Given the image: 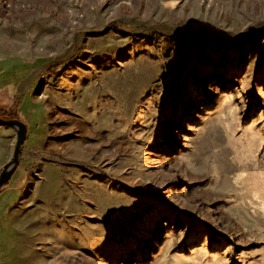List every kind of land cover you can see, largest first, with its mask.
Listing matches in <instances>:
<instances>
[{
    "label": "rangeland",
    "instance_id": "rangeland-1",
    "mask_svg": "<svg viewBox=\"0 0 264 264\" xmlns=\"http://www.w3.org/2000/svg\"><path fill=\"white\" fill-rule=\"evenodd\" d=\"M0 111V264H264V0H0Z\"/></svg>",
    "mask_w": 264,
    "mask_h": 264
},
{
    "label": "water",
    "instance_id": "water-1",
    "mask_svg": "<svg viewBox=\"0 0 264 264\" xmlns=\"http://www.w3.org/2000/svg\"><path fill=\"white\" fill-rule=\"evenodd\" d=\"M0 123L12 126L16 129V136L12 151V157L9 160L8 164L3 167L0 173V188H1V186L11 178L19 163L20 149L26 138L27 127L23 121L16 118L5 119L0 117Z\"/></svg>",
    "mask_w": 264,
    "mask_h": 264
},
{
    "label": "trees",
    "instance_id": "trees-1",
    "mask_svg": "<svg viewBox=\"0 0 264 264\" xmlns=\"http://www.w3.org/2000/svg\"><path fill=\"white\" fill-rule=\"evenodd\" d=\"M0 117L8 119V118H11V115L9 113L7 114L6 112L0 111Z\"/></svg>",
    "mask_w": 264,
    "mask_h": 264
}]
</instances>
